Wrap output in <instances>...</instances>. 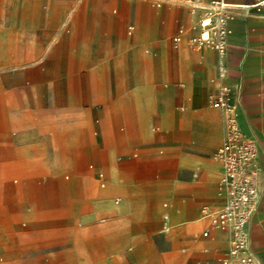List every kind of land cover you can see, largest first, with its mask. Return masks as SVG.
I'll return each instance as SVG.
<instances>
[{
    "label": "crops",
    "instance_id": "0c3cea01",
    "mask_svg": "<svg viewBox=\"0 0 264 264\" xmlns=\"http://www.w3.org/2000/svg\"><path fill=\"white\" fill-rule=\"evenodd\" d=\"M74 1L78 4L68 19L65 18L67 10L59 8V18L66 21L56 37L55 31L49 28L47 13L43 11L36 16L35 9L27 8L29 14L25 20H19L18 29L23 32L42 29V37L10 39L11 60L30 57L45 63L5 73V77L9 75L16 80L5 86L0 83V168L8 163L17 172L22 167L44 171L47 165L64 171L74 167L77 159L86 160L87 173L80 171L77 176L88 175L101 189L107 187L97 190L93 201L84 208L88 220L109 221L103 230L107 249L102 252L96 247L94 251L82 253L79 247L50 251L45 248V252L36 251L19 260L20 264H87L90 261L161 264L159 251L170 252L181 237L189 236L195 239L191 242L195 241L196 247L202 246L201 255L206 257V264H217V256L225 254L230 247V235L211 230L202 209L217 210L224 203L217 193L223 166L217 159L213 162L225 138L224 113L210 104L224 85L231 88L230 101L236 107L241 130L259 147L260 198L249 232L251 249L260 264H264V16L244 7L253 0H225L235 6L236 14L224 57L213 50L181 51L172 44L167 46L165 42L172 33L187 26L189 14L192 21L195 19L183 5H166L156 11L147 8L145 2L141 6L137 3L132 7L134 16L131 17L128 1L122 2L119 13L115 10L114 14L108 5L112 0ZM24 10L25 6L21 13ZM131 25L136 26L133 33L129 32ZM66 27L69 33L62 32ZM22 44L34 48L21 55L24 57H18L17 47ZM55 45L57 50L49 54ZM45 49L46 53L41 54ZM149 49L154 51L152 57ZM221 69L225 70L224 75ZM111 139L115 148L108 154L112 174L109 177L102 161L97 159L102 157ZM160 147L184 148L178 167L189 177L185 185L168 186L167 180L161 178L162 158L156 160L155 167H135L139 178L156 173L157 180L138 183L125 178L122 172L132 155H119L116 159L118 150L132 148L145 153ZM137 157L135 153L134 158ZM99 173L105 174L104 188L100 186ZM33 178L31 174L25 178L21 192L11 186V200L3 203L0 200L1 207L6 204L8 207L3 209L16 221H31L35 219L34 214L38 215L29 210L20 216L12 209L19 194L34 200L31 194L36 191L40 197L35 200L41 209L53 201L57 203V198L69 197L64 184L47 182L51 175L45 176V181L37 187ZM65 179L69 180L70 175ZM18 182L19 178L14 179V183ZM87 183L79 180L82 187ZM170 190L192 193L197 198L190 202L170 199L174 208L167 211L168 203H163L164 215L144 217L141 214L139 206L143 204L159 212L157 203H162L164 196L171 194ZM116 199H120L118 204ZM201 203L209 205L199 211ZM171 226H175L173 231ZM201 227L204 229L199 235L192 233L194 228ZM205 231L209 232L208 236H204ZM156 232L163 235L155 243L158 252H148L144 240ZM167 232L170 233L167 235ZM20 246L30 251L35 247ZM61 252L66 253L53 256Z\"/></svg>",
    "mask_w": 264,
    "mask_h": 264
},
{
    "label": "rangeland",
    "instance_id": "374dc122",
    "mask_svg": "<svg viewBox=\"0 0 264 264\" xmlns=\"http://www.w3.org/2000/svg\"><path fill=\"white\" fill-rule=\"evenodd\" d=\"M99 2L101 0H98ZM128 1L130 5V14L129 16L133 17L134 15L132 12V7L135 6V4L138 3L139 6H141L142 2H145V5L149 9H153L156 11H161V8L154 5L153 0H112L110 3H108L111 12L114 14V11L117 10V13H119L120 6L122 2ZM78 4L77 1L70 0H0V49H1V55H0V83L2 86L8 85L11 80H16L15 77L7 76L5 77V73H9L10 71L15 70H27L33 68L36 64H40V60L38 58L31 59L30 57L24 60H11V46H10V39L12 37L17 38H41L43 31L42 29L33 28L30 32H23V30H19V20L23 18L24 20L28 16V12L26 9H35L36 10V16H39L41 12H46L48 16V23L50 24V29L55 31L54 37H56V33L58 32V29L62 26V24L66 21V19H60L59 18V8H63L67 10L66 17H69L70 11ZM175 6V5H183L187 8L186 4L179 2V1H173L171 3H166L162 7L165 6ZM25 6V10L23 13H21V8ZM192 16L189 14L188 24L187 26H184L182 28H179L177 33H172L170 38L168 39L167 46L172 44L175 48L180 49L181 51H187L190 49H196L199 50V47L192 41V39L197 36V31L193 29L195 25V19L194 21L191 20ZM68 19V18H67ZM73 20V19H72ZM71 20V21H72ZM56 23V26L52 27V24ZM174 24V20H173ZM66 31H62L65 33L67 32L68 27L65 28ZM136 29V26L131 25L129 28V32H134ZM17 34V35H16ZM176 38H179V41H175ZM34 46L32 45H26L22 44L17 47V53H19L18 57H24L21 56L23 54H27L28 52L33 51ZM206 50H211L208 48H204ZM57 50V45L53 46L49 54L54 53ZM46 53L45 51L41 52V54L44 55ZM154 51L153 49H149V55L152 57ZM45 63V62H44ZM54 79H51V84ZM223 88L231 89L230 87L224 85L220 88V93L222 92ZM231 90L229 94L227 95L229 97L230 101V95ZM217 98L213 97L211 99V106L217 107L218 109L223 110L219 106H215ZM232 104V102L230 101ZM220 126L222 129V118H220ZM124 129V128H123ZM125 131V130H124ZM94 134V132H93ZM95 142V141H94ZM222 138L220 139L216 150L221 145ZM115 148L114 142L112 139L108 142L107 148L102 154V157L97 159L98 161H102L103 166L108 171L109 177H111V165L109 162L108 154L109 151ZM161 152H163L161 154ZM74 153V152H73ZM137 153L138 157L134 158V154ZM132 155L131 160L127 163V165L123 169V175L125 178L129 179L130 181H136L140 182L142 180L148 181V180H157L158 175L156 173L152 174L151 176L146 175L145 179L139 178L138 174H135V167L141 166L146 168L155 167L158 163L156 160L159 158H162V162L164 165V173L162 174L161 178H165L167 180V185H175L177 187L185 185V181L189 179L185 175V170L178 167V161L179 157L184 155V148H178L177 150H168L167 148L160 147L154 150H151L149 152H142V151H136L130 149L125 150H118L115 158L118 159L119 155ZM79 156H82L81 154H78ZM77 164L72 167L71 169L64 170V171H58L52 169L49 165L45 167L44 171H38V169L30 170L26 167L19 168V172L16 171V168L10 167V164L6 163L3 165V168H0V200L3 201L11 200L12 191L10 188L13 186L15 188V191L21 192V188H23L26 180L25 178L28 177L29 174H31L34 178V187L41 185L40 182L45 181L43 178L45 176L51 175V178L48 179L47 182L52 181L55 183H62L64 184L66 190V193L68 199L61 200L57 198V203L53 201L51 204H47L44 208H40L36 200L40 197V195L37 194V192L33 191L31 194L32 198L35 200H31L29 198H25L22 194H19L18 198L15 199L12 209L14 208L19 215H23L25 212L32 210L38 215H33L34 220H26L21 219L17 220L13 218V215L8 213L7 210H5L8 206L6 204L3 206V209L1 207L2 203L0 204V264H20L19 260L25 259V257L33 252H45V248H48L47 251L50 250H56V249H67L70 250L75 247H79L82 250V253H89L91 250H96V247L98 250H101L102 252L106 251L107 243L105 242L106 238L105 235H103V230L105 229V226L109 223V221L103 222V220L99 221H90L88 220L87 209L84 210L85 206L90 204L93 201L94 193H96L97 190H105L101 189L98 184L92 180H90V177L88 175H79L82 177H78V172L87 173L86 170V160L80 161V158L77 159ZM217 161L216 157L214 156L213 162ZM152 170V169H151ZM196 170V169H193ZM200 171H203V168H200ZM200 171H195V173H200ZM69 174L70 179L66 180L65 176ZM19 178L18 183H14V179ZM220 178V177H219ZM218 178V180H219ZM79 180H86L88 185L86 187H82L79 185ZM29 181V180H28ZM90 181V183H89ZM167 186V187H168ZM3 187V188H2ZM109 187V186H108ZM3 189H7L3 193ZM20 189V190H19ZM56 192V191H55ZM55 192L51 193L53 197ZM171 192V190H170ZM152 193V191L150 192ZM168 194V192H167ZM115 197V194L112 195L111 202H113V198ZM151 197V196H150ZM162 203L158 204L159 212L154 211L150 208L149 204H143L139 206V210L141 214L144 217L153 216V215H164L166 210L163 209V203H168L167 211H171L174 208L173 203L170 199L180 200L181 201H192V199H196L197 197L193 195L192 193H184L181 191L178 192H171L168 196H164ZM190 198V199H187ZM52 200V198H51ZM5 202V201H4ZM171 205V206H170ZM209 205L207 203H201L198 205V209H200L205 206ZM170 206V207H169ZM87 208V207H86ZM32 217V216H30ZM195 225V224H193ZM209 225V224H208ZM207 225V227H208ZM171 231L175 229V226L169 227ZM206 228V227H205ZM211 230H214L215 228L210 227ZM202 228H194L192 231L193 234H200L202 232ZM218 230V229H217ZM170 232H167V235ZM194 236V235H192ZM163 237V235L159 234L158 232L155 233V235L149 236L144 240V242L147 244L145 245L146 251L148 252H158L156 248V242L157 240H160ZM194 238V237H193ZM170 239V238H169ZM192 239L191 236L185 238L181 237L180 240H178L179 244L174 247L173 250L170 252H165V249H162L164 253L160 252V256L162 257L161 264H206L205 260L206 257H202V246L196 247V242H191ZM189 243L188 248H184L185 244ZM19 245H31L35 246L33 247V250H28L29 248H23L19 247ZM38 245V246H37ZM192 245V246H191ZM58 246V247H55ZM16 247H19L17 249ZM53 247V248H51ZM160 250V249H159ZM46 251V252H47ZM66 252H61V254H55L53 256L62 255ZM226 253L217 256L216 263L222 264V260L226 258ZM29 258V257H28ZM257 258H255V264L257 263ZM58 264V263H57ZM87 264H102L100 262L94 261L93 263L90 261Z\"/></svg>",
    "mask_w": 264,
    "mask_h": 264
},
{
    "label": "built area",
    "instance_id": "2783aa9c",
    "mask_svg": "<svg viewBox=\"0 0 264 264\" xmlns=\"http://www.w3.org/2000/svg\"><path fill=\"white\" fill-rule=\"evenodd\" d=\"M161 8L166 3L179 1L189 8L195 17L193 29L197 31L192 41L199 49L208 48L224 57L228 52V39L233 33L231 27L236 9L225 0H153ZM264 16V0H253L246 5ZM206 34V36H205ZM175 41H179L176 38ZM221 75L225 70L221 69ZM230 89L223 88L215 106L223 109L225 138L216 152V159L223 166V175L217 186V193L223 205L217 210L202 209V215L211 226L229 233L230 247L222 264H255V254L251 249L249 225L258 208L261 174L258 164L259 147L240 128L236 107L230 103ZM100 186L105 187V174L98 175ZM117 204L120 199H116ZM209 232L205 231L204 236Z\"/></svg>",
    "mask_w": 264,
    "mask_h": 264
},
{
    "label": "bare ground",
    "instance_id": "6f19581e",
    "mask_svg": "<svg viewBox=\"0 0 264 264\" xmlns=\"http://www.w3.org/2000/svg\"><path fill=\"white\" fill-rule=\"evenodd\" d=\"M233 6V5H232ZM233 7H235V6H233ZM246 9H247V6H244ZM205 36H206V34H205ZM257 263L258 264H260V262L257 260Z\"/></svg>",
    "mask_w": 264,
    "mask_h": 264
}]
</instances>
